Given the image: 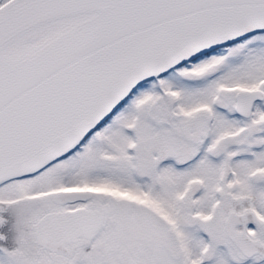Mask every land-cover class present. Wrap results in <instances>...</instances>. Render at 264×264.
<instances>
[{"label": "snow or ice", "instance_id": "obj_1", "mask_svg": "<svg viewBox=\"0 0 264 264\" xmlns=\"http://www.w3.org/2000/svg\"><path fill=\"white\" fill-rule=\"evenodd\" d=\"M0 264H264V0H0Z\"/></svg>", "mask_w": 264, "mask_h": 264}]
</instances>
